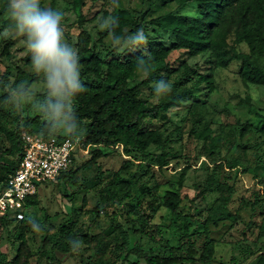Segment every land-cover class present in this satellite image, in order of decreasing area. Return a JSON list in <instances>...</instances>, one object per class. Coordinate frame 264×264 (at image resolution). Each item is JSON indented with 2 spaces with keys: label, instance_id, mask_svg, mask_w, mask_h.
I'll use <instances>...</instances> for the list:
<instances>
[{
  "label": "rangeland",
  "instance_id": "rangeland-1",
  "mask_svg": "<svg viewBox=\"0 0 264 264\" xmlns=\"http://www.w3.org/2000/svg\"><path fill=\"white\" fill-rule=\"evenodd\" d=\"M118 3L141 11L146 18L169 10L197 14L196 4L177 8L163 0ZM41 5L64 13L65 39L74 48L81 29L78 18L84 16L83 28L90 32L93 48L101 56H111V37L103 36L106 30L99 28L101 19L116 8L111 0H41ZM0 27L1 32L11 27L7 12L0 14ZM147 34L166 44L173 41L170 32L153 25ZM7 39L13 64L35 74L24 62L28 51L24 38L14 34ZM7 39L0 37V78L11 63L1 55ZM236 46L264 66V56L253 53L247 42ZM181 59L198 72L209 73L213 87L190 81L187 99L159 118L145 121L146 128H160L169 163L162 167L155 163L160 145L143 152L127 151L121 144L101 147L104 154L96 160L91 159V149L80 151L72 175L60 182L40 183L37 197L25 208V222L35 221L42 229L26 231L33 264H147L145 255H186L191 244L200 253L207 235L215 249L210 264H255L264 255V84L246 79L236 59L221 66L209 52L189 56L178 49L169 56L173 63ZM181 73L182 69L161 79L171 86ZM80 77L83 80L82 70ZM40 78L32 86L42 93ZM155 83L142 87V97L151 103L158 99ZM3 93L0 89V176L7 170V161L16 156L18 119L22 132L27 130L25 117L37 115L30 105L17 108L6 103ZM124 159L132 162L128 170L119 172L125 183L114 202L105 203L100 188L115 183L113 173ZM183 169L186 174L181 178ZM166 190L181 196L174 210L161 205ZM155 204L159 206L151 212ZM62 224L71 225L72 234L62 236ZM18 225L0 223V264H9L15 252ZM77 239L81 248L73 252L70 241Z\"/></svg>",
  "mask_w": 264,
  "mask_h": 264
},
{
  "label": "trees",
  "instance_id": "trees-1",
  "mask_svg": "<svg viewBox=\"0 0 264 264\" xmlns=\"http://www.w3.org/2000/svg\"><path fill=\"white\" fill-rule=\"evenodd\" d=\"M170 2L175 3L177 8L196 4L197 14L169 10L146 18L141 11L122 6L110 12V16L118 19L117 35L131 34L141 28L144 30L148 37L147 53L144 56L149 68L147 74L139 72L136 67V59L140 57V52L122 55L118 50L111 48L108 49L110 57L101 56L93 48L90 32L83 28L86 18L84 16L78 18V25L81 29L77 34L75 49L80 56L81 70L84 75L82 82L86 91L75 98L74 104L80 125V137L84 145L89 144L93 160L104 154L101 147L121 144L127 151L143 152L151 145H160L162 150L156 154L155 163L159 167L169 163L160 128H146L145 121L159 118L170 107L187 99V92L191 90L192 84L205 82L209 88L213 87V78L209 73L198 72V69L190 66L185 59L177 63L169 61V56L174 50H183L189 56L209 52L214 58L213 61L221 66H227L234 59L239 60L246 79L264 84V66L254 59L251 53L241 51L236 46L241 41H245L253 53L264 56V0H163L165 5ZM6 4L7 0H0V14L6 12ZM150 25L170 32L173 35L172 43L166 44L158 36H149L147 30ZM102 35L110 34L104 31ZM10 44L11 41L7 39L1 50V55L11 63L7 64L2 73L0 84L10 83L14 87L24 81L31 85L40 82L39 76L22 66L13 64ZM24 62L31 65L29 51L24 55ZM180 69H182L181 78L173 82L168 95L158 97L154 103L142 97V87L161 80L164 74L169 75ZM11 75L14 78L10 82ZM133 79L136 81L132 82ZM190 81L191 85H187ZM3 92L2 95L7 96L6 91L3 90ZM20 120L21 117L18 119L15 131L18 138L16 156L13 160L7 161V170L0 176V189L4 186L9 174L14 172L18 166L22 152V134L30 132L42 135L45 122L40 115L26 116L23 128L27 130L22 132L19 128ZM33 125H36L35 128ZM247 125L245 123V126ZM54 135L67 136L63 132H57ZM79 152L73 155L69 168L50 182H60L72 175ZM131 164L130 159H124L119 170L113 173L115 183L100 188L101 198L105 203L114 202L121 191L122 184L125 183L119 172L128 170ZM185 174V169H183L180 174L181 178H184ZM37 193L38 190L26 199V207L35 200ZM180 202L181 196L178 192L166 190L161 205L174 210ZM158 206L159 204L153 205L151 212H154ZM93 210L97 211L96 208ZM25 221V216L23 218L10 215L0 216V223L19 222L15 233L17 246L9 264H33L31 262L33 252L26 235L31 224ZM59 231L62 236H68L69 233L72 234L71 225L62 224L59 226ZM81 238L87 240L86 236H81ZM46 241L44 238L43 244ZM214 250L213 239L207 235L200 253L194 244H191L186 249V255L154 254L145 255L144 259L147 264H210ZM255 264H264V255L260 256Z\"/></svg>",
  "mask_w": 264,
  "mask_h": 264
},
{
  "label": "clouds",
  "instance_id": "clouds-1",
  "mask_svg": "<svg viewBox=\"0 0 264 264\" xmlns=\"http://www.w3.org/2000/svg\"><path fill=\"white\" fill-rule=\"evenodd\" d=\"M118 7V0H111ZM6 12L11 27L0 32V37L9 38L19 34L31 55L32 71L43 79V92L27 81L16 86L0 84L6 91L5 102L17 108L30 105L32 110L43 119L42 135L63 132L70 138L81 135L79 121L75 112V98L86 91L81 80L80 56L77 50L65 39L63 26L64 13L52 7H42L41 0H7ZM118 19L114 16L102 18L101 30L111 37V46L122 55L140 52L136 59L137 70L143 74L149 71L144 56L147 53L148 37L141 28L123 36L116 34ZM158 97L171 92L170 84L161 79L154 85ZM42 95L43 98H38ZM34 232L42 231L40 225L30 220ZM72 251L79 252L81 242L70 241Z\"/></svg>",
  "mask_w": 264,
  "mask_h": 264
},
{
  "label": "built area",
  "instance_id": "built-area-1",
  "mask_svg": "<svg viewBox=\"0 0 264 264\" xmlns=\"http://www.w3.org/2000/svg\"><path fill=\"white\" fill-rule=\"evenodd\" d=\"M82 138L47 136L30 132L22 134V152L15 171L0 189V216L23 218L25 201L38 190L40 183L53 181L72 164L79 151H88Z\"/></svg>",
  "mask_w": 264,
  "mask_h": 264
}]
</instances>
